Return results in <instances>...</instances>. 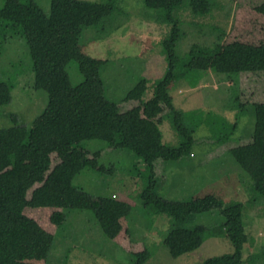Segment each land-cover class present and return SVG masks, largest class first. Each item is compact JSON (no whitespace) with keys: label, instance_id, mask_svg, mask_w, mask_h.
I'll use <instances>...</instances> for the list:
<instances>
[{"label":"trees","instance_id":"trees-1","mask_svg":"<svg viewBox=\"0 0 264 264\" xmlns=\"http://www.w3.org/2000/svg\"><path fill=\"white\" fill-rule=\"evenodd\" d=\"M9 1L0 5V57L10 42L21 43L24 54L14 64V72L23 61L31 60L36 90L51 88L61 72L82 59L86 42L103 38L126 15L119 0H50L48 11L37 0H12L15 8L9 11L6 9ZM142 1L155 10L152 16L157 22L173 25L169 37L159 46L167 61L161 77L152 82L141 76L121 101L103 94L100 106L74 115L66 113L69 107L63 105L55 92H48L46 106L31 124H20L14 113L11 125L0 128V263L17 258L34 225L26 208L53 207L50 221L58 231L70 227L71 222H91L105 237L116 239L124 228L121 203L116 197L94 195L71 181L57 183L48 178L53 156L58 166L74 175L90 171L104 177L125 174L141 178V215L150 228L160 216L169 218L163 243L173 257L199 248L207 238L225 235L233 244V252L208 257L200 264L256 261L264 264V249L244 259L245 245L250 241L245 230L244 203L233 200L225 204L221 197L210 192L189 200L168 198L160 191L167 187L162 182L165 173L162 172L161 180L156 172L164 162H186L185 157L196 142L193 127L185 125L183 110L174 103L170 93L173 85L185 80L192 87L198 86L210 71L225 74V79L233 81L241 73L264 71V42L250 44L236 40L224 44L225 32L221 28L185 22L179 14L189 9L196 15H207L216 0ZM258 11L264 14V1ZM87 28L94 30L91 36L85 35ZM187 36L203 43H192L187 53L180 54L177 45ZM209 36L214 40L209 42ZM107 63L100 61L97 65V78L103 87L101 72ZM2 72L7 74L5 70ZM80 73L82 79L76 84L71 82L73 88L86 80L83 71ZM19 78L17 74L0 77V107L12 102ZM150 90L151 95L145 97ZM246 102L233 107L238 110L234 122L208 112L201 115L199 124L209 128L213 143L224 145L237 128L238 116L244 115L247 109L244 105L251 103L255 114L251 141L229 152L251 178L248 202L253 203L264 201V101ZM121 103H126L127 109L123 110ZM165 123L175 133V140H165L162 129ZM117 156L125 163L116 165ZM161 168L165 169V165ZM214 209L222 217L218 225L191 224L197 215ZM137 230L140 232L136 225L128 224L126 231L131 240ZM98 250L101 253L100 245ZM152 257V250L144 245L132 254L129 262L120 264H145ZM61 263L67 264V255Z\"/></svg>","mask_w":264,"mask_h":264},{"label":"rangeland","instance_id":"rangeland-1","mask_svg":"<svg viewBox=\"0 0 264 264\" xmlns=\"http://www.w3.org/2000/svg\"><path fill=\"white\" fill-rule=\"evenodd\" d=\"M4 1L0 0V5ZM37 1L46 11L49 10L50 0H45L46 4L44 0ZM263 1L216 0L217 4L207 15H196L189 9H184L179 14L185 22L195 21L221 28L225 32L224 44L236 40L259 44L264 42V14L258 11V6ZM119 3L126 15L117 20V26L103 38L88 44L86 42L82 59L72 62L66 71L60 73L52 86H47H51L49 89H34L31 60L23 61L17 72H14V64L24 54V46L18 41L7 44L0 57V77H15L17 74L20 78L14 87L12 102L0 107V128L11 125L14 113L18 115L20 124H31L35 115L46 106L48 92H55L63 105L69 107L66 113L74 115L100 106L104 101L103 94L115 101H121L141 76L153 82L164 74L167 61L159 51V46L169 37L173 25L157 22L152 16L155 10L147 8L142 0H119ZM14 8L15 2L10 0L6 9L12 11ZM93 31L87 28L84 33L91 36ZM208 39L211 42L214 37L209 36ZM195 42L203 43L194 37H185L177 45L178 52L187 53ZM100 61H108L101 72L104 87L102 83L100 86L97 78V65ZM80 71H83L86 80L73 88L71 82L76 84L82 79ZM225 78V74L210 71L198 86L192 87L185 80L177 81L173 85L170 93L174 103L183 110L185 125L193 127L192 135L196 142L190 148V154L185 157L186 162H164L156 172L161 180L164 178L162 172L165 173L166 178L162 182L167 187L160 191L168 198L189 200L210 192L221 197L225 204L233 200L244 203L243 212L247 218L245 230L250 238L244 249V259H247L251 254L264 249V201L248 202L252 192L251 178L237 164L229 150L251 141L255 128L254 108L251 103L244 105L247 109L244 115L238 116L237 128L224 145L210 140L211 131L207 126L199 124V119L201 115L214 112L216 117L234 122L238 112L233 110L236 103L264 101V71L257 74L241 73L234 81ZM149 95L151 90L145 97ZM125 104H122L123 110L128 107ZM162 129L166 141L175 140V133L168 123ZM91 145L102 147L97 143ZM110 156L112 159V155ZM52 158L49 179L57 183L71 181L94 195L116 197L121 203L120 219L124 228L116 239L105 237L91 222H71L68 224L70 227L58 231L50 221L53 207L26 208L25 212L34 219V225L17 258L0 264H62L65 255L67 264H120L129 262L132 254L144 245H148L153 252V257L145 264H200L208 257L233 252L230 239L225 235H218L207 238L193 251L173 257L163 243L169 218L166 215L160 216L150 228L141 215V178H132L125 174L104 177L90 171L74 175L58 166L53 156ZM115 161L116 165L125 163L118 156ZM162 165H165V169L161 168ZM31 191L32 189L29 193ZM221 221L218 209H214L197 215L191 224L200 223L212 227ZM128 224L136 225L140 230L132 234V240L126 231ZM138 238L139 241L136 242ZM99 245L101 253L109 254L99 253ZM259 263L256 261L250 264Z\"/></svg>","mask_w":264,"mask_h":264}]
</instances>
